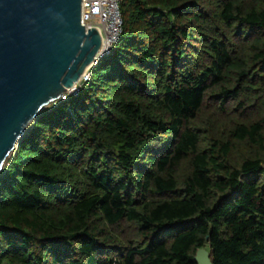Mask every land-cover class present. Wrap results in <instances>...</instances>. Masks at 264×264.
<instances>
[{
	"label": "trees",
	"instance_id": "trees-1",
	"mask_svg": "<svg viewBox=\"0 0 264 264\" xmlns=\"http://www.w3.org/2000/svg\"><path fill=\"white\" fill-rule=\"evenodd\" d=\"M120 9L0 171V264H264V0Z\"/></svg>",
	"mask_w": 264,
	"mask_h": 264
},
{
	"label": "water",
	"instance_id": "water-1",
	"mask_svg": "<svg viewBox=\"0 0 264 264\" xmlns=\"http://www.w3.org/2000/svg\"><path fill=\"white\" fill-rule=\"evenodd\" d=\"M82 0H0V171L29 124L99 59ZM198 264H213L201 247Z\"/></svg>",
	"mask_w": 264,
	"mask_h": 264
},
{
	"label": "built area",
	"instance_id": "built-area-1",
	"mask_svg": "<svg viewBox=\"0 0 264 264\" xmlns=\"http://www.w3.org/2000/svg\"><path fill=\"white\" fill-rule=\"evenodd\" d=\"M81 22L86 29L95 27L100 32L102 36V49L98 55L100 59L110 53L123 30L120 0H82ZM92 67L88 68L79 81L67 89L60 98L65 99L70 94L77 95L84 82L89 80Z\"/></svg>",
	"mask_w": 264,
	"mask_h": 264
},
{
	"label": "rangeland",
	"instance_id": "rangeland-1",
	"mask_svg": "<svg viewBox=\"0 0 264 264\" xmlns=\"http://www.w3.org/2000/svg\"><path fill=\"white\" fill-rule=\"evenodd\" d=\"M54 102H55V101H54ZM51 104H52V103H51ZM51 104H50V105H51ZM50 105H48V106H50ZM48 106H46L45 108H47ZM45 108H44V109H45Z\"/></svg>",
	"mask_w": 264,
	"mask_h": 264
}]
</instances>
